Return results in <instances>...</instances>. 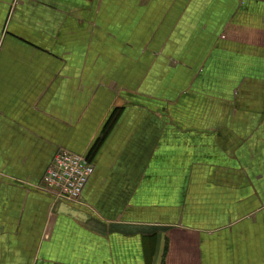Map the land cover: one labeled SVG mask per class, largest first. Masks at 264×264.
Masks as SVG:
<instances>
[{
	"label": "crops",
	"instance_id": "obj_1",
	"mask_svg": "<svg viewBox=\"0 0 264 264\" xmlns=\"http://www.w3.org/2000/svg\"><path fill=\"white\" fill-rule=\"evenodd\" d=\"M0 264H264V0H0Z\"/></svg>",
	"mask_w": 264,
	"mask_h": 264
},
{
	"label": "built area",
	"instance_id": "obj_2",
	"mask_svg": "<svg viewBox=\"0 0 264 264\" xmlns=\"http://www.w3.org/2000/svg\"><path fill=\"white\" fill-rule=\"evenodd\" d=\"M93 173L84 155L60 149L46 169L38 188L56 201L76 202Z\"/></svg>",
	"mask_w": 264,
	"mask_h": 264
}]
</instances>
